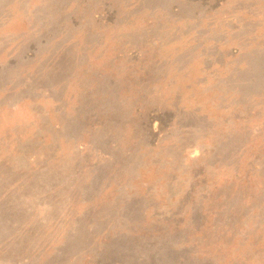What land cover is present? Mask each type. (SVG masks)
Segmentation results:
<instances>
[{
	"label": "rangeland",
	"instance_id": "rangeland-1",
	"mask_svg": "<svg viewBox=\"0 0 264 264\" xmlns=\"http://www.w3.org/2000/svg\"><path fill=\"white\" fill-rule=\"evenodd\" d=\"M0 264H264V0H0Z\"/></svg>",
	"mask_w": 264,
	"mask_h": 264
}]
</instances>
